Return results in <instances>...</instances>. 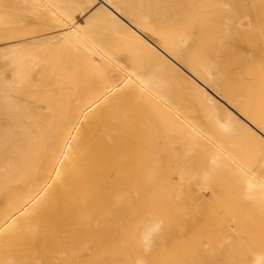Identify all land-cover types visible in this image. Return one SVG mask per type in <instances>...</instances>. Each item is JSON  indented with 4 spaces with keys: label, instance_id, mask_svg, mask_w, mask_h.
Masks as SVG:
<instances>
[{
    "label": "bare ground",
    "instance_id": "6f19581e",
    "mask_svg": "<svg viewBox=\"0 0 264 264\" xmlns=\"http://www.w3.org/2000/svg\"><path fill=\"white\" fill-rule=\"evenodd\" d=\"M250 2L13 1L59 29L0 40V123L23 120L0 124V264H264V226L252 228L264 221V42L251 31L264 21ZM94 18L120 49L76 39ZM52 41L50 57L21 55ZM233 188L239 221L229 233L221 215L206 247L217 217L203 198ZM234 236L247 247H224Z\"/></svg>",
    "mask_w": 264,
    "mask_h": 264
},
{
    "label": "rangeland",
    "instance_id": "374dc122",
    "mask_svg": "<svg viewBox=\"0 0 264 264\" xmlns=\"http://www.w3.org/2000/svg\"><path fill=\"white\" fill-rule=\"evenodd\" d=\"M14 0H0V16H1V20H0V40H4V39H10L12 38L13 40H19V39H24V38H29L32 36H36L39 34V32L41 33H45V32H50V31H54L58 27L57 21L59 20V18H53L52 20H42V19H38V18H33L31 16H29L23 8L21 9H16L15 5L13 3ZM252 1L251 6L253 7L252 9L255 10L254 12H260L258 14H260V17H263L262 20L264 21V12L262 13V9H264V0H250ZM248 3V0H247ZM13 5V6H12ZM255 5V6H254ZM259 8V9H257ZM261 8V9H260ZM257 9V10H256ZM264 11V10H263ZM263 15V16H262ZM98 19V20H95ZM93 20V21H92ZM33 22V23H32ZM263 26V27H262ZM254 26V29H252L251 31H253L252 33H255L257 38L259 36L260 38V44H262V42H264V32H262V28H264V25H258V27ZM259 28V29H258ZM116 28L114 26H112L110 23H107L105 21H100L99 18H94L91 19L90 21L87 22V24L85 26L82 27V29L79 30V33L76 35V39H80L83 40L88 46H90L91 48H98L101 49L102 51L105 52V55L109 53H111L112 48L114 49H120L122 46V34L118 31L115 30ZM256 29V30H255ZM258 35H257V33ZM9 35V36H8ZM4 36V37H3ZM263 40V41H262ZM120 43V46H119ZM260 46H264V44L260 45ZM59 47V43L58 41H52V43H43V44H39V45H32V46H26L24 47V49H22L21 51V55H28V51H30L31 49L36 51L38 55L41 56H45L47 55V57L52 56L54 53H56L57 49ZM264 49L261 48V50ZM260 50V51H261ZM262 56H264V50H262V52H260ZM264 59V58H263ZM120 91V89H118V92ZM123 91V89H122ZM125 91V90H124ZM87 121V120H86ZM23 122V120L21 118L18 117H5L3 118V120L1 121L0 124H7V123H14V124H19ZM88 122V121H87ZM86 122V123H87ZM84 121L80 123L79 125V129L77 130V133L79 132V134L84 133V135H88L91 131L90 126L88 125L87 127H85L86 124ZM13 130L15 132H18V130L16 129V127H13ZM237 190V189H236ZM233 189L228 190L227 191V195L225 194V196L223 195V197L220 198H208L205 197L203 198V211H205L206 213L208 212L209 217H217V220H215L213 222L212 226H207L206 225V221L203 223V239H202V244L204 246L207 247V245L209 246V242H208V235L206 234V230H208L209 232L212 231V229L215 227V224L218 221H221L222 219L220 218L221 215H224L225 213H227V217L224 220L225 223V229L227 232L231 233L233 230V226L235 229V223L239 221V217L237 214H233L231 212L232 208L235 207L236 205L239 204V202L241 201L240 198V194L238 192V190L236 191ZM228 207H232L231 209ZM218 208H220V210H217ZM229 209V210H225V209ZM226 211V212H225ZM245 216V215H244ZM246 220L247 217L245 216ZM223 221V220H222ZM257 222V220H256ZM255 221L252 224V228L257 229V231H259L263 226H264V221H260L262 225H260L259 221L257 222V224ZM262 227H259V226ZM257 226V227H256ZM238 228V227H236ZM239 229V228H238ZM254 229V230H255ZM253 230V231H254ZM255 230V232H257ZM258 233V232H257ZM257 233H253L252 237H256ZM255 235V236H254ZM259 236V240H263L264 241V237L262 238V236L264 235H258ZM262 239H261V238ZM221 238H223V236H221ZM235 243H240L242 245H244V247H247V243H248V237L247 236H238V237H232V238H228V240H226L225 242V246L224 247H230ZM246 250H248L246 248ZM259 250V249H258ZM236 262L238 264H244L245 262H249L250 260H246L244 257L240 258V257H236L235 258Z\"/></svg>",
    "mask_w": 264,
    "mask_h": 264
}]
</instances>
